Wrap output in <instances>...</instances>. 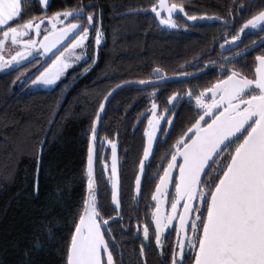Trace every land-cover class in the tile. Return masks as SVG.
<instances>
[{
  "label": "trees",
  "instance_id": "obj_1",
  "mask_svg": "<svg viewBox=\"0 0 264 264\" xmlns=\"http://www.w3.org/2000/svg\"><path fill=\"white\" fill-rule=\"evenodd\" d=\"M169 3L183 8L189 18L234 22L231 37L264 8V0ZM155 5V0H50L43 8L38 0H23L20 23H10L17 29L64 13L93 15L94 20L91 25L86 19L70 20L88 28L87 39L80 59L62 72L52 89L29 90L52 63L44 55L42 64L35 59L0 73V264H68L87 199L100 221L115 214L104 160L123 147L126 166L136 168L147 133L142 116L149 104L139 96L148 90L128 88L115 95L97 131L94 176L89 177L90 139L104 99L118 86L150 79L155 69L172 77L193 59L217 50L225 35L223 25L189 27L181 19L158 22L150 15H131ZM98 29L104 34L103 47L95 45ZM244 39L246 47L252 48L261 36L247 34ZM258 57H264V44L243 60L251 76ZM201 81L185 85L192 91ZM120 177L123 204L133 178ZM118 229L114 224L109 231ZM120 233L113 235L120 238Z\"/></svg>",
  "mask_w": 264,
  "mask_h": 264
},
{
  "label": "flooded vegetation",
  "instance_id": "obj_2",
  "mask_svg": "<svg viewBox=\"0 0 264 264\" xmlns=\"http://www.w3.org/2000/svg\"><path fill=\"white\" fill-rule=\"evenodd\" d=\"M263 11L264 8L249 21L253 20ZM53 17L54 15H51L40 21L52 20ZM59 17L58 22H54L52 25L46 23L36 30V45H38L44 36L50 33L51 28H56L57 31H60L72 24L83 26L70 20L66 25L59 26L63 21V16L60 15ZM249 21L243 24V31L241 30L234 37H231L234 31V22L225 24V35L221 38L222 41L218 44L217 50L214 51L212 48L210 53L193 59L188 65L180 68L177 75L169 77L160 70L166 75V78L193 76L203 72L200 77L189 80H202L197 88L188 91L185 83L189 81H173L167 84L143 88L148 90V92L142 93L139 98L146 97L145 100H148L149 108L147 113L142 116V121L147 122V133L138 165L132 169L127 167V153L123 147H120L117 150V154H111L109 161L104 160L103 169L105 173H109L111 179L112 163H117L120 186V175H122L126 179L133 178L132 188L126 190L127 196L123 204L122 190L120 192V213H117L111 205L115 214L109 220L100 221L95 213L90 216L99 225L103 241L107 245L106 251L103 246L101 247L102 264H107L109 253L112 256V264H172L174 255L177 260L180 259L178 254L181 250L184 257L181 264H195V257L198 252L197 240L201 232L199 229L193 230L190 225L193 221L197 224L200 223L197 217L201 213L206 215V206L201 202L199 196L189 200L187 196L177 193L176 185L179 184L180 175L178 165H182L184 161L180 153L185 151V144L190 145L192 140L197 138V128L195 125L198 121L201 135H203V130L207 128V125L212 123L228 107L229 100L225 89L242 87L244 80L255 81V74L253 73L254 75L251 76L248 69L244 67L245 62L243 60L246 57L245 53L251 49L246 47L244 37L247 34L260 35L261 39L255 43V46L261 43L264 40V30H262L264 29V19L253 22L255 27H252ZM245 25H248V27L245 28ZM34 26L27 30V34L18 35L17 40L22 36L23 42H33L35 38ZM228 33V37L224 39ZM53 61L51 62L53 63ZM92 67L87 74L92 70ZM161 80L163 79L152 78L151 74L148 80L129 83L148 82L155 84ZM166 88H170V92L166 91ZM244 93V95L231 101L234 105L239 104L240 110H243L246 106L244 103H241L242 100L246 101L252 95H259V92L253 88L252 84L244 89ZM186 112H188V115L185 117L184 113ZM201 116L204 117L203 120L200 119ZM248 130L250 129L248 128ZM154 134H156V146L152 157L144 163L143 183L139 194H137L135 183L140 173V162L143 160L147 144L151 142V137ZM244 135H246V132ZM180 141L184 143L178 144ZM235 143L236 141L229 144L215 159L216 162L211 166L207 172L208 174L205 175L197 192L202 191L207 194L211 190L213 180L220 175L223 166L228 163L230 154L234 151ZM120 145L123 144L120 142ZM103 154L107 156L108 151H105ZM173 156L176 157L175 161L172 160ZM119 163H122L123 167ZM169 164H173L174 167L169 169ZM165 171L170 173V178L167 182L161 184V178L164 176ZM158 186L160 188L159 192L156 191ZM153 195L156 196L155 200L152 199ZM173 203H176L175 209L172 208ZM185 205L188 206L187 211ZM197 209L199 211H196ZM181 216L185 220L183 227L180 219ZM114 218H118L117 222L107 227L104 226L103 221L109 222ZM157 220H159V226H157ZM86 223H90L89 218ZM114 224H117L119 229L110 232L109 228ZM145 227L148 228L147 237L144 234ZM103 230H105V233ZM115 232H121L120 238L114 237L113 234ZM157 234L159 235V242L156 239ZM113 242L116 243V246L115 244L112 245ZM181 245H183L182 249Z\"/></svg>",
  "mask_w": 264,
  "mask_h": 264
},
{
  "label": "snow or ice",
  "instance_id": "obj_3",
  "mask_svg": "<svg viewBox=\"0 0 264 264\" xmlns=\"http://www.w3.org/2000/svg\"><path fill=\"white\" fill-rule=\"evenodd\" d=\"M40 2L47 5L48 0H40ZM22 3L23 0H0V30L7 25V30H3L2 34L5 39L11 34L12 43L17 42L18 35L27 34V30L33 27L31 21L24 23L21 25L23 29L21 32L10 24L12 21L20 23L23 11ZM160 4L163 5L164 0H160ZM152 11L160 15L156 8H153ZM77 15L86 19L89 25L94 20L93 15L64 13V16L75 17ZM261 16L264 17V13H261ZM249 24L255 27L252 21H249ZM35 27L38 28L39 25L36 24ZM70 27L77 30V36L79 33H83V36H80L75 44V47H82L84 40L87 39L88 28L76 24H72ZM247 27L248 25H245V28ZM44 39L47 40L48 37L45 36ZM3 42L0 40V44ZM29 43L34 42L29 41ZM96 43L97 45L100 43L99 34H97ZM257 59L264 67V57ZM44 82L51 84L54 83V80L49 79ZM251 84L253 81L244 80L242 87L225 89L229 100L228 107L207 125V128L203 130V135H201L198 121L195 125L197 138L192 140L190 145L185 144V151L180 153L184 163L178 165L180 183L176 185L177 193L187 196L189 200L199 196L201 202L206 206V215L201 213L197 217L200 223L197 224L193 221L190 225L193 230L199 229L201 232L197 240L198 252L195 264H264V72L261 73L260 79L255 81V87L260 90L258 96L252 95L250 99L242 100L241 103L246 105L243 110H240L239 104L231 103L232 99L244 95V89ZM103 107L104 105H101V110ZM253 117L256 119L253 120ZM200 119L203 120L204 117L201 116ZM250 120H252V124L248 125L250 130L245 129V124H248ZM242 130L246 132V135L242 138L237 137V133ZM233 137H236L234 151L230 154L228 163L223 166L221 174L213 180L211 190L207 194L202 191L197 192L198 187L202 184L201 175L208 174L205 172V168H211L212 164L216 162L214 156L223 152L224 147L227 146L226 142H232ZM93 138L95 139V129ZM180 143L184 142H178V144ZM144 158L145 160L148 158L147 150H145ZM172 160L175 161L176 157L173 156ZM144 167V162L141 161V172ZM173 167V164H169V169ZM91 169L92 150L90 148L89 177L92 176ZM113 174H115V169H113ZM169 178L170 173L165 171L161 178V184L167 182ZM89 187L91 188V183ZM140 187L141 178L137 177V194L140 192ZM156 191H160L159 186ZM152 199L155 200L156 196L153 195ZM113 200L118 204L116 194L113 195ZM172 208H176V203L172 204ZM185 209L188 210L187 205H185ZM180 219L183 227L184 217L181 216ZM89 220L90 223L85 225L82 216L80 225L76 226V234L72 237L69 249L68 264H101V247L103 246L106 251L107 245L103 241L99 225L91 217ZM103 223L107 224L108 222L103 221ZM81 225H85V227L82 228ZM157 226H159V220H157ZM144 234L147 237V227L144 229ZM156 239L159 242L158 234ZM182 248L183 245H181ZM178 255L180 259L177 260L174 255L172 264H181L184 258L182 250ZM107 264H112L110 253Z\"/></svg>",
  "mask_w": 264,
  "mask_h": 264
},
{
  "label": "water",
  "instance_id": "obj_4",
  "mask_svg": "<svg viewBox=\"0 0 264 264\" xmlns=\"http://www.w3.org/2000/svg\"><path fill=\"white\" fill-rule=\"evenodd\" d=\"M156 1V5L153 8H156L158 12H160V15H157L156 12L152 11L153 8L145 10V11H136L131 13V15H137V16H147L150 15L152 16L155 20H157L158 22H162V20L164 19L166 22H171L172 20L175 19H181L185 24H187L189 27H195L197 25H209L212 26L214 24H220V25H225L224 22L218 20L217 18H207V17H201V18H189L184 9L181 7H172L173 5H171L169 3V0H164V4L161 5L160 4V0H155ZM264 13V11L262 12ZM60 19L59 16H54L52 18V20H43L38 22L37 24L39 25V27L45 25L46 23L52 25V23L54 22H58ZM71 19H82L79 17V15L77 16H64L63 15V21L59 24V26H64L66 25V23L71 20ZM264 17L261 16V14H259L257 17H255L253 20H251L252 22H257V21H261L263 20ZM71 26V25H70ZM70 26H67L65 28H63L60 31H57L56 28H51V31L49 34H47L46 36L48 37L47 40L44 39V37L41 39V41L37 44V39H36V30L39 28L34 26V32H35V38H34V43L29 44L26 42H18L16 44H19L23 47H27V48H31V49H35V50H40L42 52V54L48 58L49 61H53L56 57H58L69 45H71L76 39H78L80 37V35L82 33H79V36H77V30H73L71 29ZM65 32H67V35H65ZM229 33L227 34V36L224 38L226 39L228 37ZM11 39V34L9 35V37ZM7 38V39H8ZM7 39H5V41H7ZM12 41V40H11ZM264 44V40L259 43L258 45L252 47L250 50H248L245 54L247 55L248 53H251L252 51L258 49L261 45ZM47 49V50H46ZM259 69V71H258ZM264 72V67L261 66V63L258 59H256V70H255V81L260 79L261 77V73ZM202 73L193 75V76H185V77H173V78H166V75L161 72L158 69H155L152 73V78H162L163 80L156 82L155 84H151L148 82L145 83H129V84H124L121 86H118L117 88H115L114 90H112L107 97L104 99L102 105H104L103 110H100L96 116V119L94 121L93 124V129H92V135H91V141H90V146H91V150H92V178L94 176V166H95V142H96V135H97V131L99 129V125L102 119V116L105 113L106 108L108 107L109 103L111 102V100L113 99V97L115 95H117L118 93H120L121 91L128 89V88H136V87H140V88H149V87H153V86H157V85H162V84H167L173 81H179V82H183V81H189V80H194L198 77H200ZM255 81H253V88L259 92L260 94V90L257 89L255 87ZM256 117H253V120H255ZM252 124V120H250L248 122V124H245V129H248V125ZM95 129V139L93 138V130ZM245 133L244 130H242L240 133H237V137H242L243 134ZM234 141H236V137L232 138V142H226L227 146L231 143H233ZM156 146V134L153 135V137H151V142L147 144L146 150L148 151V158L146 160H148L150 157H152V154L154 152V148ZM226 146V147H227ZM224 147V146H222ZM224 147V149L226 148ZM219 155L214 156V160L218 157ZM145 158L143 157V162L145 163ZM184 163V161H183ZM182 163V165H183ZM211 163V162H209ZM213 165V164H212ZM113 169H115V174H113ZM210 168H205V172H208ZM144 171V169H143ZM138 177L141 178V186L143 183V172H141L138 175ZM205 175H201V181H203ZM111 179H112V199H111V205L114 208V210L117 213H120V192H121V186H120V179H119V171H118V166L117 163L113 162L112 163V167H111ZM179 183H180V175H179ZM200 187V186H199ZM198 187V188H199ZM135 188H136V183H135ZM141 188V187H140ZM137 192V191H136ZM116 194L117 200H118V204L116 202H114L113 200V195ZM89 197V194H88ZM91 206V203L89 201V199H87L86 202V206H85V210L83 212V217L85 220V225H87L86 221L88 220V218L92 215L89 212V209ZM118 218H114L111 221H109L107 224H104L105 227H107L108 225L117 222ZM80 225V222L79 224ZM85 225H81L82 228L85 227ZM76 234V231H75ZM100 260H101V252H100ZM102 264V263H101Z\"/></svg>",
  "mask_w": 264,
  "mask_h": 264
},
{
  "label": "rangeland",
  "instance_id": "obj_5",
  "mask_svg": "<svg viewBox=\"0 0 264 264\" xmlns=\"http://www.w3.org/2000/svg\"><path fill=\"white\" fill-rule=\"evenodd\" d=\"M38 1L40 2V0ZM49 1L50 0H48L47 5ZM40 4L43 8L47 6L41 2ZM170 26H172V23L170 24ZM6 28L7 25L4 27V29L0 30V32L5 30ZM18 31H23V30L18 29ZM101 33L102 30L98 29L95 39H97V34H99V39H100ZM81 36H83V34ZM78 39H76L75 42L72 43L71 46L65 52L61 53L58 57H56L51 67H49L44 72L42 76V80L38 79L37 81H35L31 85L29 90L48 91L55 86L62 72L68 69L71 65H73V63H75L78 60L77 57H81L82 47H75V44ZM0 40L4 41L3 44H0V73L9 72L35 59H39L41 64L43 61H45L44 56L40 50H35V49L23 47L16 43H12L10 38H8L7 41H5L3 34L0 36ZM22 40L23 37L21 36L17 40V43L23 42ZM95 45L98 46L96 40H95ZM18 53L20 55H17ZM14 57L15 59H13ZM49 79L54 80V83L48 84L44 82L45 80H49ZM89 212L94 215L93 208L90 207Z\"/></svg>",
  "mask_w": 264,
  "mask_h": 264
},
{
  "label": "built area",
  "instance_id": "obj_6",
  "mask_svg": "<svg viewBox=\"0 0 264 264\" xmlns=\"http://www.w3.org/2000/svg\"><path fill=\"white\" fill-rule=\"evenodd\" d=\"M104 44V34H103V32L101 33V35H100V43H99V45L97 46V47H100V46H102Z\"/></svg>",
  "mask_w": 264,
  "mask_h": 264
}]
</instances>
